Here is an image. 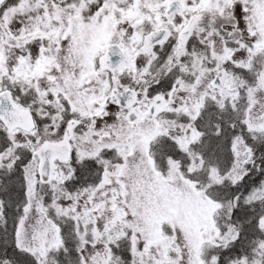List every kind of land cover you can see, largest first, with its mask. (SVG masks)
<instances>
[{"label": "snow or ice", "instance_id": "6c2138e0", "mask_svg": "<svg viewBox=\"0 0 264 264\" xmlns=\"http://www.w3.org/2000/svg\"><path fill=\"white\" fill-rule=\"evenodd\" d=\"M0 264H264V0H0Z\"/></svg>", "mask_w": 264, "mask_h": 264}]
</instances>
